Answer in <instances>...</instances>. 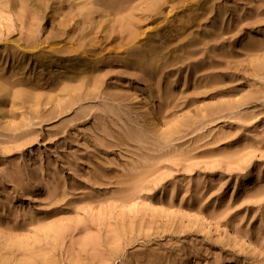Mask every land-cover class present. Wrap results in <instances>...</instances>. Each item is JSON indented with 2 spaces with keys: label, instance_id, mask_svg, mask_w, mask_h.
I'll use <instances>...</instances> for the list:
<instances>
[{
  "label": "rangeland",
  "instance_id": "rangeland-1",
  "mask_svg": "<svg viewBox=\"0 0 264 264\" xmlns=\"http://www.w3.org/2000/svg\"><path fill=\"white\" fill-rule=\"evenodd\" d=\"M155 1L0 0V264H264V0Z\"/></svg>",
  "mask_w": 264,
  "mask_h": 264
},
{
  "label": "bare ground",
  "instance_id": "bare-ground-1",
  "mask_svg": "<svg viewBox=\"0 0 264 264\" xmlns=\"http://www.w3.org/2000/svg\"><path fill=\"white\" fill-rule=\"evenodd\" d=\"M129 1V0H128ZM122 2V1H121ZM153 4H151V7L149 8V11L150 10H154V8L158 7V5H156V1L155 0H152ZM148 8V7H147ZM130 11V10H129ZM132 11V10H131ZM130 13V12H129ZM132 13H135V12H131V14H127L126 17H127V29H128V34H127V43L130 42L132 39H134L137 34H138V29L140 28L139 26H137V22L136 24L134 23V19L135 16L133 15L132 17ZM136 19V18H135ZM38 257V256H37ZM40 257V256H39ZM27 257L23 258V259H20L22 262V264H31V262L28 261V259L26 260ZM32 258V257H31ZM30 259V258H29ZM42 259V258H41ZM19 260V261H20ZM44 260V258H43ZM32 262H34L33 260H30ZM37 263V262H36ZM19 264V263H18Z\"/></svg>",
  "mask_w": 264,
  "mask_h": 264
}]
</instances>
